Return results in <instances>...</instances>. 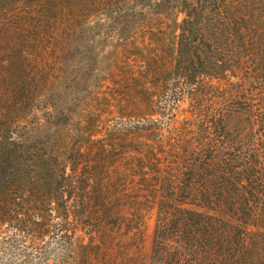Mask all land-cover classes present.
Returning a JSON list of instances; mask_svg holds the SVG:
<instances>
[{
	"label": "trees",
	"instance_id": "obj_1",
	"mask_svg": "<svg viewBox=\"0 0 264 264\" xmlns=\"http://www.w3.org/2000/svg\"><path fill=\"white\" fill-rule=\"evenodd\" d=\"M104 51L131 56L128 129L58 91ZM31 197L61 239L155 209L148 264H264V0H0V215Z\"/></svg>",
	"mask_w": 264,
	"mask_h": 264
},
{
	"label": "rangeland",
	"instance_id": "obj_2",
	"mask_svg": "<svg viewBox=\"0 0 264 264\" xmlns=\"http://www.w3.org/2000/svg\"><path fill=\"white\" fill-rule=\"evenodd\" d=\"M124 56L107 55V51L104 55H68L66 82H61L58 91L69 103L72 102L70 99H75L78 105L88 101L84 107L86 112L97 113L104 108L113 110L116 117L111 114L105 116L104 127L128 129L127 118L120 126L122 119L115 113L113 105L116 103L112 100L119 98L128 87L125 64L133 63L130 56L129 59L121 58L124 64L120 65V57ZM49 68L53 80L58 72L54 71L53 64H49ZM112 75L115 76L111 78ZM63 108L67 109L66 105ZM128 131H124L123 137L116 136L114 141L105 143H112L117 153H126L128 137L125 132ZM31 201L17 216L8 212L0 215V264H148L156 221L155 209L143 215L141 213L142 221L135 234L124 235L123 229L116 230L107 225L103 230L105 235H99L92 224L84 222L75 225L71 239H61L58 225L62 221L56 211L52 213V204L43 197L39 200L31 197ZM53 208L57 206L53 204ZM69 220L74 225L72 215H69ZM67 235H71V228ZM90 238L92 241H89ZM84 245L87 247L83 248Z\"/></svg>",
	"mask_w": 264,
	"mask_h": 264
}]
</instances>
